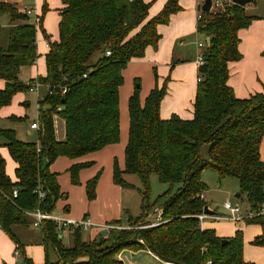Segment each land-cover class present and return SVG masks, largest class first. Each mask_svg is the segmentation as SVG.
<instances>
[{
    "label": "trees",
    "instance_id": "obj_1",
    "mask_svg": "<svg viewBox=\"0 0 264 264\" xmlns=\"http://www.w3.org/2000/svg\"><path fill=\"white\" fill-rule=\"evenodd\" d=\"M60 2L55 42H50L41 29L48 10L46 4L42 6L38 29L48 45L44 56L46 74L27 83L19 76L37 59L38 29L15 5L0 2V17L8 16L10 22L6 47L0 46V80L4 82L0 109L9 106L16 94L28 93L29 85L35 81L51 92L39 103L36 142L19 141L14 131L0 128V140L16 164L12 181L0 157V230L16 243L20 255L21 245L12 232L13 226L25 224L26 212L53 214L58 200L65 197L49 167L60 157L81 158L119 142L118 91L123 84L122 72L131 60L143 58L148 47H157V27L168 24L170 17L181 11L179 0H168L158 15L147 20L151 4L143 0ZM216 11H200L197 22V34L208 43L202 51L204 65L198 68L200 80L192 119L182 120L175 115L161 119L165 86L154 87L142 105L139 88L128 99L124 169L121 171L115 162L113 183L135 189L124 177L133 175L139 179L141 214L128 217V224L145 226L149 224L145 217L150 178L156 176L168 186L160 196L166 199L161 207L162 223L136 230H108L105 237L98 235L92 241H83L82 232L76 230L71 234L72 246L66 247L55 223L44 221L43 245L57 258L56 262L44 264H124L116 257L124 250H144L167 264H246L240 231L231 238H219L213 230L201 229L197 219L207 207V187L201 179L205 170L214 172L220 181L235 179L239 199L250 209L264 203V162L259 157L264 136V91L241 100L227 84L228 64L241 59L238 33L259 18L235 4ZM1 35L0 28V39ZM106 52L110 55L106 56ZM95 54L99 57L92 64ZM54 118L64 122L63 141L55 138ZM203 146L208 147L207 160L200 155ZM89 166L77 164L68 170L72 185L79 184V172ZM98 178L99 174L86 184L89 201L95 199ZM173 186L178 189L171 194ZM14 189L17 196L12 198ZM40 191L43 199L38 197ZM247 224L261 228V235L252 244L264 248V216ZM23 262L34 264L25 258Z\"/></svg>",
    "mask_w": 264,
    "mask_h": 264
},
{
    "label": "crops",
    "instance_id": "obj_2",
    "mask_svg": "<svg viewBox=\"0 0 264 264\" xmlns=\"http://www.w3.org/2000/svg\"><path fill=\"white\" fill-rule=\"evenodd\" d=\"M25 1L26 0H0L1 3L13 4L26 8V6H24ZM37 1H40V10L39 6L31 9H33L39 17L42 14L41 10L44 4H46L48 9L51 6L56 8L57 17H55V19L57 26L59 21L58 10L61 8L60 0H55L53 4L50 0ZM143 1L151 4L147 17V20H149L161 12L168 0H156L155 2H153V0ZM205 1L206 0H179L181 11L172 15L168 24L159 25L157 27V33L160 36L157 47H148L145 50L143 58L131 60L123 70V84L118 91L120 117L119 142L114 145L106 146L99 152L91 153L81 158L70 160L60 157L49 167V171L57 176L61 194L65 195L64 198L58 200L56 203L54 215L75 221L88 218L94 225L92 228L95 231L93 234L94 237L96 235L98 236L106 225H126L124 222L125 219L128 221V217L136 218L141 214V199L138 206L139 209L130 210L129 198L133 195H129L126 189L113 183V167L115 162L121 171L124 169V150L128 140L129 125L127 110L128 99L132 96L135 89L139 88V101L142 105L147 95L154 87L160 88L165 86L166 94L161 103L159 112L161 119L166 120L172 115L182 120L192 119L193 102L198 84V66L196 64V58L200 54V50L196 45L200 41L201 43L207 42V39L198 35L196 31L199 7L203 5ZM244 8L246 11L247 6ZM263 16L264 10L262 14L257 15L259 19L254 20L247 29L239 31L238 37L240 42L238 51L241 55V59L237 62L228 64L229 78L227 84L232 89L237 99H248L250 96L264 91ZM28 18L30 19V17ZM32 20L33 18H31V22ZM9 23L8 17L3 19L0 18L1 28H8ZM41 29L45 32L43 21L41 23ZM38 32L39 29L37 34ZM40 33L42 34L41 31ZM37 34V59L29 68L32 70L29 81L38 77H43L46 74L44 56L48 52V47H46L47 41L44 40L41 42L43 46H40V43L37 42ZM133 34L134 33H131V36ZM49 40L50 42H55L57 37L54 40ZM136 84L138 85L135 86ZM3 87L4 82L0 80V89ZM29 93L34 95L32 100L35 103V110L34 114H31V119L26 114V111L29 110L30 107V102L26 96ZM23 94H26V98ZM46 95V86L40 87L37 92L16 94L12 98L9 106L0 109V120L1 118L8 119L11 122L17 123L18 121L25 122L30 119L31 123L28 126L26 136L31 137L32 133H36L37 140V131L32 130L30 126L32 123L37 122L39 103ZM15 103L23 107L16 115L13 114L14 112L10 111L11 108L14 109ZM54 130L56 140L63 141L65 139V130L64 122L61 119L54 118ZM0 157L3 160L6 158L9 160V167L6 166L5 163V173L14 181L16 164L10 158L7 150H0ZM259 157L261 161L264 162V136L259 146ZM10 160H12V162ZM87 163L91 164V166L79 172V184L76 186L72 185L68 170L74 165ZM205 171H203L201 179ZM98 174L99 178L95 187V199L89 201L86 195V184ZM124 178L126 180L129 176H125ZM221 181L218 180V182ZM139 188L140 186L138 189ZM205 195L204 199L206 202ZM237 195L238 194H236L235 198L239 199ZM244 203L245 201L242 199L241 204ZM207 208L215 214L214 210L208 205ZM25 217V224L15 225L12 228L16 240L21 245V255L19 254L17 256L15 254L17 249L16 243L5 232L0 230V264H24V258L31 260L34 264H44L46 261H52L50 254H52L53 257L54 252L51 249H45L42 241L43 235L41 227L33 226L34 218L32 216L25 215ZM149 217L148 212H146L145 221L148 223L153 222L154 220L150 221ZM200 226L201 229L213 230L219 238L223 239L231 238L236 231H240L243 236L244 262L246 264H261L260 260L264 258V248L252 244L254 238L261 235V228L258 225L247 223L233 224L228 221L206 219ZM117 259L124 264H167L161 262L153 254L144 250L136 252L125 250L118 255Z\"/></svg>",
    "mask_w": 264,
    "mask_h": 264
},
{
    "label": "rangeland",
    "instance_id": "obj_3",
    "mask_svg": "<svg viewBox=\"0 0 264 264\" xmlns=\"http://www.w3.org/2000/svg\"><path fill=\"white\" fill-rule=\"evenodd\" d=\"M50 1L53 4V2L55 0H50ZM56 1H58V0H56ZM39 2L37 0H26L24 3V6H26V8L20 7V6H16V8L20 12L24 13L23 11L29 10V8L31 9V8L38 7ZM246 6H247L246 13L248 15L257 16V15H260L263 13L264 0H253V2H250ZM39 10H40V6H39ZM47 11H46L47 13H46L44 20H43V28L45 29L46 36H48L49 39L54 40L57 37V31H56L57 26H56V19H55V17H57L56 16L57 15L56 14V8L51 6ZM5 17L7 18L8 16L4 15L3 17H0V18L3 19ZM31 18L32 17H30L29 22H31ZM33 20H32V23H34ZM39 21H40V18H39ZM38 25H39V23L37 24V29H38ZM1 29H2V35H1V39H0V46L2 48H5L6 44H7V31L8 30L5 29L4 27H2ZM200 39H202V38H200ZM44 40H46V39L42 36V34L40 33V30H39V32L37 34V42L40 43V46L41 45L43 46V44H41V42H43ZM98 57H99V54H95L91 58V63L93 64ZM31 75H32V70H30L29 68H26V69L22 70L19 77H20V80L24 81V83H27L29 81ZM137 85L138 84H136L135 86H137ZM25 95H24V97H25ZM26 96L30 102V107H29V110L26 111V114L31 119V114H34V110H35V103L32 100V98H34V95H31L29 93ZM22 108H23L22 106L20 107V106H18L17 103H15L14 109L11 108L10 111L14 112L13 114L16 115V113L18 111H20V109H22ZM30 119L28 121H25V122H22V121L19 122L18 121L16 123V122H11L8 119H2L1 118L0 128L13 130L16 134L17 140H20L22 142H34V141H36V133H32L31 137L26 136L28 126L31 123ZM207 149H208L207 146H203L201 148V154L200 155H201V158L203 160L208 159ZM0 150H6V148L4 147V141L3 140H0ZM6 159L4 161L6 163V166H8V163H10V162L8 159L7 160ZM10 161L12 162V160H10ZM8 170H9V168H8ZM127 176H129V178H127L126 181L128 183H130L132 186H135L134 187L135 189H126L128 191L129 195L130 194L133 195L132 197L130 196V198H129L130 210L131 209L137 210V209H139L138 206L140 204V195L137 191L138 187L140 186V182L136 176H133V175H127ZM202 182L207 187V190L205 192L206 195L204 194L206 196V203L212 210H214L215 214H217L219 216H224L226 214L224 209L222 208V205H223V203H225L227 201L233 205L239 204V205L244 206V207L247 206L246 203H244L245 205L241 204L240 199L235 198L236 194H238V192H239L238 191V188H239L238 182L235 179L225 178L221 182H218L216 174L214 172H212L211 170H207L203 174ZM167 188H168V186L161 184L158 181L156 176H154V175L151 176V178H150V198H149V202H148V204H149L148 215L150 216L149 217L150 221L154 220L155 216L159 212H161V215H162L161 207L164 204L166 199L162 198V197L160 198V196L167 190ZM177 189H178L177 186H173L172 190H171V194H174ZM94 232H95L94 229L90 230L89 232H83L81 235L82 240L83 241H92L93 239H96L97 235L93 237ZM72 241H73L72 236L67 231H64V233L62 235V243L66 247H71ZM130 251L136 252L134 250H130ZM122 252L123 251H120L116 257H118V255H120ZM50 257L52 259V261H50V262H56L57 261V258L54 254H53V257H52V254H50ZM260 263L261 264L264 263V258H263V260H260Z\"/></svg>",
    "mask_w": 264,
    "mask_h": 264
},
{
    "label": "built area",
    "instance_id": "obj_4",
    "mask_svg": "<svg viewBox=\"0 0 264 264\" xmlns=\"http://www.w3.org/2000/svg\"><path fill=\"white\" fill-rule=\"evenodd\" d=\"M211 2V11L217 10V9H222L225 6H229L232 3V0H210ZM24 15L27 17H32L34 19V24L37 26L39 23V16L35 13L33 9H29L26 11H23ZM201 15H200V10L197 16V22L200 20ZM208 41V40H207ZM208 42H198L197 43V48L200 50V54L196 58V64L199 67H202L204 65V60L202 57V51L205 49L206 45ZM48 47V45H46ZM106 56L110 55L109 52H106ZM200 79L198 78V81ZM43 85L40 84L39 82L35 81L34 83L29 85V92H37L40 87ZM65 93V90L62 91V94ZM47 94H51L49 89L47 88ZM39 108V107H38ZM30 128L32 130L38 131L39 130V125L37 122H34L31 124ZM17 196V191L14 189L12 191V198H15ZM39 199H43L44 194L40 191L38 195ZM222 208L225 211L224 216H219L217 214H212L210 216L205 215V214H200L197 216V219L199 220L200 224L205 221L206 219H212L214 221H228L233 224H241V223H248L250 221H253L254 219L258 217L264 216V203L261 205H258V207L255 210L250 209L248 205L246 207H243L241 205L237 204H231L230 202H225L222 205ZM25 215H30L34 218V223L33 226L35 227H42V223L44 221H51L55 223L56 225V232L60 237H62L64 231H67L70 235L75 232L76 230H80L82 233L83 232H88L90 229L94 227L92 222L88 218H84L78 221L71 220V219H66L62 216H57L53 214H47V213H41L40 211H33V212H26ZM161 212H159L156 216L153 222L149 223L148 225L145 226H130L128 224L127 219L124 220L126 225L123 224H109L104 226V230H113V231H123V230H136V229H142V228H151L158 226L162 223L161 220ZM15 254L18 256L19 251L16 249ZM207 264H210L209 262Z\"/></svg>",
    "mask_w": 264,
    "mask_h": 264
},
{
    "label": "water",
    "instance_id": "obj_5",
    "mask_svg": "<svg viewBox=\"0 0 264 264\" xmlns=\"http://www.w3.org/2000/svg\"><path fill=\"white\" fill-rule=\"evenodd\" d=\"M252 0H232V3L235 4V5H238L240 7H245L247 4H249ZM199 10L203 13H209L211 12V2L210 0H206L203 5H201L199 7ZM214 12L217 13L216 10H213ZM208 40V39H207ZM208 42V41H207ZM60 111H64V108H61ZM239 195H237V198H238ZM203 214L205 215H212L214 214L212 211H210L207 207L204 208L203 210ZM101 237H105L107 235V231L106 230H103L100 232L99 234ZM136 241V237H133L132 238V242ZM222 244H224V241H222Z\"/></svg>",
    "mask_w": 264,
    "mask_h": 264
}]
</instances>
